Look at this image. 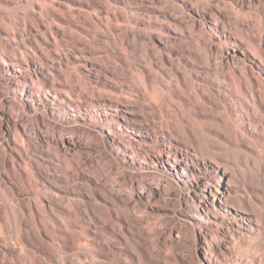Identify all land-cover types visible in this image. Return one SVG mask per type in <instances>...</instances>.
<instances>
[{
  "label": "rangeland",
  "instance_id": "rangeland-1",
  "mask_svg": "<svg viewBox=\"0 0 264 264\" xmlns=\"http://www.w3.org/2000/svg\"><path fill=\"white\" fill-rule=\"evenodd\" d=\"M258 242L264 0H0V264Z\"/></svg>",
  "mask_w": 264,
  "mask_h": 264
},
{
  "label": "bare ground",
  "instance_id": "bare-ground-1",
  "mask_svg": "<svg viewBox=\"0 0 264 264\" xmlns=\"http://www.w3.org/2000/svg\"><path fill=\"white\" fill-rule=\"evenodd\" d=\"M199 157L198 155H196ZM231 198V191L228 189L227 192L221 194V199H224V201ZM253 249L256 255L251 257L249 250H242L240 254V261L239 264H264V243L263 245H260L258 243H254Z\"/></svg>",
  "mask_w": 264,
  "mask_h": 264
}]
</instances>
